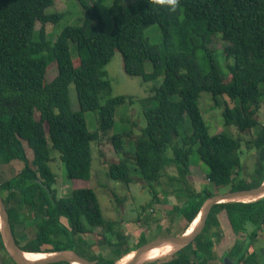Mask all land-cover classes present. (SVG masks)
<instances>
[{"label": "trees", "instance_id": "16d2710c", "mask_svg": "<svg viewBox=\"0 0 264 264\" xmlns=\"http://www.w3.org/2000/svg\"><path fill=\"white\" fill-rule=\"evenodd\" d=\"M77 1L85 10L82 24L67 26L50 40L47 23L55 24L63 17V13H46L54 0H0V162H23L15 176L0 183V194L23 251L74 250L95 264H115L109 256L98 258L100 253L92 250L95 243L86 239L87 234L100 228L101 238L96 243L104 242L105 234L114 232V221L104 219L92 188H74L69 196H57L56 175L49 165L51 150L59 153L68 180L89 179L90 143L113 127L116 106L128 100L119 95L100 102L103 95L112 93L105 67L118 50L127 75L139 76L145 82L163 77L154 87L158 104L144 110L146 125L134 142L133 161L141 179L158 182L162 168L172 163L186 175L194 145L209 167L207 180L216 191L205 189L187 197L182 215L188 225L204 201L222 193L223 187L232 191L259 186L264 181V123L259 120L260 109H264V0H177L174 9L157 0H138L127 6L115 0L110 8L114 29L109 34L96 4ZM151 24L161 29V45L151 44L144 37V30ZM216 34L226 42L227 74L218 65L211 46ZM70 42L76 44V62ZM200 50L208 64L206 73L200 68ZM147 61L152 63L151 72L145 71ZM52 62L58 72L48 82L47 70ZM72 83L79 110L71 107ZM202 91L210 92L216 105L224 96L236 101L232 108L225 103L223 116L227 126L249 133L246 149L259 153L249 178L239 177L242 139L225 132L209 134L198 105ZM89 110L98 112L99 128L95 132L87 128L84 113ZM185 115L190 118L192 132L180 137ZM110 139L116 151L123 150L121 134ZM130 172L125 159L111 163L108 176L129 184L133 180ZM27 222L34 225L35 233L22 244L19 239L25 235H18L16 227ZM223 225L236 234H246L237 258L232 259L229 253L225 258L232 264H264V256L257 261L254 252H247L259 232L264 233V198L214 205L194 242L155 263L226 264L215 251L225 237ZM118 236L123 240L121 234ZM146 241L143 237L140 245ZM0 250L7 254L1 235Z\"/></svg>", "mask_w": 264, "mask_h": 264}, {"label": "rangeland", "instance_id": "374dc122", "mask_svg": "<svg viewBox=\"0 0 264 264\" xmlns=\"http://www.w3.org/2000/svg\"><path fill=\"white\" fill-rule=\"evenodd\" d=\"M115 0H86L89 5L96 4L105 24V32L111 33L114 29V22L110 13V8ZM138 0H120L123 6L130 5ZM46 13H63V17L57 23H47L46 31L48 38L54 40L62 30L67 26H80L85 17L84 7L77 0H54L53 5L46 8ZM40 28V23L36 24V30ZM144 37L154 45H161L163 42L162 32L157 24H151L144 30ZM212 49L216 56L218 65L222 72L227 74L228 60L225 57L224 48L226 42L220 34H216ZM70 53L73 61H78V51L74 42L69 43ZM177 48L176 46H174ZM178 49V48H177ZM198 60L200 68L204 73L208 71V64L204 59L203 51H198ZM233 63V59H230ZM146 72L152 71V63L147 61L144 64ZM112 86V93L103 95L100 102L104 104L110 97L124 95L128 100L119 104L114 112V125L104 135H100L97 140L90 143L92 153L91 174L87 180L72 179L68 180L64 165L60 159V155L56 150H51L52 161L49 165L56 175L54 188L59 198L69 196L74 188L87 187L92 188L97 195L101 205L102 214L105 220L114 221V232L105 234V241L96 243L101 238V229L96 228L94 233L87 234L86 239L95 243L92 250L98 254V258L102 255L105 259L111 257L115 259L117 255L124 251L132 252L140 245V240L144 237L147 241L162 236H171L179 232L178 222L184 218L182 211L187 201V197L208 189L215 192L214 186L208 182L207 174L209 172L208 165L200 158L197 152V145H194L189 156V172L186 175L180 174L175 164L165 165L161 170V178L158 182H145L141 179L140 173L135 169L133 154L134 142L137 137L142 134V130L146 125L144 110L157 106L155 100L154 87L159 86L163 77L143 81L139 76H129L123 69L121 53L116 50L111 61L105 67ZM57 64L52 62L47 70V81L51 82L57 75ZM229 78V76L227 77ZM70 103L73 110H79V103L75 85L69 86ZM130 98V100H129ZM220 105L215 104L210 92H200L198 105L208 127L209 134L214 135L221 132L232 137H240L242 139L241 161L242 168L240 170V178H249L254 172L258 163L259 153L255 150L246 149L245 142L250 138L248 132H241L236 126L225 124L223 111L225 103L231 108L235 106L234 102L228 96L221 97ZM87 128L90 132H95L99 128L98 112L94 110L85 111L84 113ZM36 118L39 114L36 113ZM259 120L264 123V109L259 112ZM192 126L190 118L185 115L184 122L181 126L180 137L190 135ZM115 134H121L124 139V147L122 151H116L111 143L110 137ZM27 153L31 156V151L27 148ZM171 155V150L167 156ZM127 160L131 169L133 180L129 184L116 181L108 176L109 165L117 163L121 160ZM23 167V162L13 160L9 164L0 162V183L15 176ZM222 193L226 192L227 187L221 189ZM158 198V204L155 203ZM154 203V204H153ZM171 203V204H170ZM165 208V209H163ZM151 209H153L151 211ZM168 215L167 218L165 216ZM227 221L226 219H224ZM64 224H67L65 218H61ZM28 223V222H27ZM18 235L24 234L25 237L19 239L22 244L26 243L34 236L35 227L28 223L26 225H18L16 227ZM121 234L123 236L119 237ZM243 236V235H241ZM103 241V240H102ZM109 241V243H108ZM146 241V242H147ZM248 249H252L249 247ZM248 251V254H251ZM256 260H260L264 256V246H256L254 251ZM172 255L149 261L142 264H156L155 262L171 258ZM230 262H232L230 260ZM0 264H16L5 252L0 250Z\"/></svg>", "mask_w": 264, "mask_h": 264}, {"label": "water", "instance_id": "95a60500", "mask_svg": "<svg viewBox=\"0 0 264 264\" xmlns=\"http://www.w3.org/2000/svg\"><path fill=\"white\" fill-rule=\"evenodd\" d=\"M262 198H264V181L259 186L253 188L232 190L223 193L213 194L204 201L199 211V215H200L199 221L196 224V226L193 228V230H191L188 233L185 232L179 236H162L147 241L144 244L140 245L136 250H134L133 258L125 264H142L145 262H149L148 260H144L145 254L149 252L152 248H155L157 246L166 243H170L174 246L173 252L167 255V256L169 255L173 256L177 251L181 250L185 246L195 241V239L203 231L207 219L209 217V214L213 206L216 204L226 203V202H253ZM0 235L7 254L16 264H55L61 262H66L69 264H72L73 262H79L81 264H95L89 259L79 255L74 250L48 252L46 253L48 254V256H45L38 260L27 259L24 256L25 251H23L16 242L14 232L10 223L9 215L1 194H0ZM224 261L226 264H232V262H230L228 258H224Z\"/></svg>", "mask_w": 264, "mask_h": 264}, {"label": "crops", "instance_id": "0c3cea01", "mask_svg": "<svg viewBox=\"0 0 264 264\" xmlns=\"http://www.w3.org/2000/svg\"><path fill=\"white\" fill-rule=\"evenodd\" d=\"M154 201H155V203L158 204L157 201H159V199L155 198ZM163 209H165V208H163ZM152 210L153 209H151V211ZM167 217H168V215L165 216V218H167ZM177 225H179V227H178L179 232H177L176 234L171 235V236L182 235L183 233L186 232L185 230H187V227L189 226L188 223L186 222L185 218H183L182 221L178 222ZM223 230H224V236L225 237L222 238L221 240H219V242L216 245V250H215L216 251V257L225 258L226 255L229 253L232 259H236L238 249L240 248L239 246H241L246 241V234L241 233V232L236 234L227 225H223ZM241 235H243V236H241ZM153 239H156V238H153ZM258 245L264 246V233L262 234V232H259V236L253 242L252 249H249L248 251L254 252L256 250V246L258 247ZM132 252H134V250ZM124 253L125 254H123V256H125L127 253H129V251L128 250L124 251ZM117 256L118 257H115V260H116L115 264L119 259L122 258V257H120V256H122V254H119Z\"/></svg>", "mask_w": 264, "mask_h": 264}, {"label": "bare ground", "instance_id": "6f19581e", "mask_svg": "<svg viewBox=\"0 0 264 264\" xmlns=\"http://www.w3.org/2000/svg\"><path fill=\"white\" fill-rule=\"evenodd\" d=\"M248 200V199H247ZM246 201V200H245ZM199 213L197 216L193 219V221L189 224L187 227V230H185L187 233L193 230V228L196 226V224L199 221ZM174 246L170 243L162 244L160 246H157L155 248H152L149 252H147L144 256V260L148 261H154L158 260L160 258H163L173 252ZM24 256L29 260H38L45 256H48L46 253H40V252H24ZM39 256V257H38ZM134 256V252H129L125 256H123L121 259H119L116 264H125L129 262ZM72 264H81L79 262H73Z\"/></svg>", "mask_w": 264, "mask_h": 264}, {"label": "clouds", "instance_id": "9594fccd", "mask_svg": "<svg viewBox=\"0 0 264 264\" xmlns=\"http://www.w3.org/2000/svg\"><path fill=\"white\" fill-rule=\"evenodd\" d=\"M158 3H164L169 7V9H174L176 7L177 0H157Z\"/></svg>", "mask_w": 264, "mask_h": 264}]
</instances>
